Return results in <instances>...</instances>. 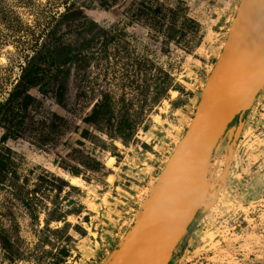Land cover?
Returning <instances> with one entry per match:
<instances>
[{
	"label": "rangeland",
	"instance_id": "obj_1",
	"mask_svg": "<svg viewBox=\"0 0 264 264\" xmlns=\"http://www.w3.org/2000/svg\"><path fill=\"white\" fill-rule=\"evenodd\" d=\"M123 1H0V264H103L185 134L240 2L138 0L98 18ZM11 10L17 17L5 19ZM74 41L83 45L77 58L59 64L44 54ZM31 62L35 83L8 102ZM100 96L88 143L54 166ZM226 145L213 160L217 181ZM171 264H264V91L226 179Z\"/></svg>",
	"mask_w": 264,
	"mask_h": 264
},
{
	"label": "water",
	"instance_id": "obj_2",
	"mask_svg": "<svg viewBox=\"0 0 264 264\" xmlns=\"http://www.w3.org/2000/svg\"><path fill=\"white\" fill-rule=\"evenodd\" d=\"M135 0L110 15L120 16ZM260 66L254 73L255 65ZM254 80V81H253ZM264 91V0H240L226 41L183 137L141 205L134 222L103 264H171L190 227L206 207L212 190L226 179L254 103ZM31 95L35 90L30 91ZM103 96L85 112L53 153L57 166L73 147H84L96 125ZM55 113L63 117V106ZM227 140V164L217 181L213 160ZM2 242L0 239V260Z\"/></svg>",
	"mask_w": 264,
	"mask_h": 264
},
{
	"label": "trees",
	"instance_id": "obj_3",
	"mask_svg": "<svg viewBox=\"0 0 264 264\" xmlns=\"http://www.w3.org/2000/svg\"><path fill=\"white\" fill-rule=\"evenodd\" d=\"M14 17H17V16L13 10H11L10 13H7V15H5V19L14 18ZM95 25L96 24H94V23L90 24L88 27L85 28V31H92L95 28ZM6 42L7 41L5 39V36L2 33H0V50L2 49L4 44H6ZM81 47H83V45H79L77 41H74V42H58V43L53 44V46L48 48V49L45 48L44 54H46L50 59H52L53 62L60 64V63H65L68 60H72L74 58H77L78 54L80 53V51L82 49ZM35 59H36V57L33 58V60H35ZM38 74H39V72H38L37 65L32 63V62L29 63V67L24 69V75H23L24 83L21 82V84H17L15 86V88H14L15 91H14V93L10 94V96L8 98V102H11L15 98H19V97L23 96L26 92H28L31 85H33L35 83ZM99 115H100V113L97 112V114L95 116L96 122L99 119ZM122 137H123V139L126 138V136H122ZM200 215H201V212H199V214L197 215V217L194 221H196L200 217Z\"/></svg>",
	"mask_w": 264,
	"mask_h": 264
},
{
	"label": "flooded vegetation",
	"instance_id": "obj_4",
	"mask_svg": "<svg viewBox=\"0 0 264 264\" xmlns=\"http://www.w3.org/2000/svg\"><path fill=\"white\" fill-rule=\"evenodd\" d=\"M137 1H138V0H135L134 2H132V4L128 7L127 10H129L134 4H136ZM124 2H125V0H124V1L122 2V4H121L120 6H118V7H121V6L123 5ZM113 8H114V7H113ZM111 10H112V9H111ZM111 10H109L108 12H106V14H103L102 12H98V18H101V17H102V18H104V17H114L115 15H110V14H109ZM127 10H126L125 12H127ZM125 12H123V13H125ZM87 13H88V12H87ZM123 13H122V14H123ZM122 14H121V15H122ZM92 23L96 24L95 27L97 26V23H96L95 21L91 22L90 24H92ZM90 24H89V25H90ZM89 25H88V26H89ZM88 26H87V27H88ZM85 28H86V27H85ZM85 28H84V31H85ZM60 104H61V103H60Z\"/></svg>",
	"mask_w": 264,
	"mask_h": 264
},
{
	"label": "bare ground",
	"instance_id": "obj_5",
	"mask_svg": "<svg viewBox=\"0 0 264 264\" xmlns=\"http://www.w3.org/2000/svg\"><path fill=\"white\" fill-rule=\"evenodd\" d=\"M259 68H260V66L258 65V64H256L255 65V67H254V69H253V72L254 73H258V71H259ZM254 81V80H253ZM70 181L73 183V184H80V179L79 178H72V177H70Z\"/></svg>",
	"mask_w": 264,
	"mask_h": 264
}]
</instances>
